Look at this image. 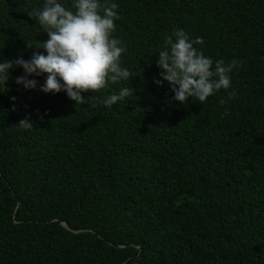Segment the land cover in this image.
<instances>
[{"label":"trees","instance_id":"trees-1","mask_svg":"<svg viewBox=\"0 0 264 264\" xmlns=\"http://www.w3.org/2000/svg\"><path fill=\"white\" fill-rule=\"evenodd\" d=\"M115 2L130 82L75 104L20 88L17 66L0 92V264H264V0ZM37 6L0 0V60L44 51ZM174 28L240 61L236 97L181 105L154 83ZM128 83L132 97L100 103Z\"/></svg>","mask_w":264,"mask_h":264},{"label":"clouds","instance_id":"clouds-1","mask_svg":"<svg viewBox=\"0 0 264 264\" xmlns=\"http://www.w3.org/2000/svg\"><path fill=\"white\" fill-rule=\"evenodd\" d=\"M118 7L115 0H71L70 7L62 0H42V6L31 8L28 15L48 34L47 40L36 45L44 51H33L28 59L19 55L15 59L0 60V92L8 91L6 81L10 70L17 66L23 69L15 77L20 88H39L52 94L64 91L75 104L95 100L94 96L85 97L82 92L94 93L110 83L130 82L132 72L122 62L127 45L114 35ZM197 44H203V37L191 38L183 28H174L156 54L161 71L153 78L154 83L162 86L167 82L173 93L170 100L181 105L190 97L203 104L221 89H231L228 97H236L238 93L231 87L232 72L240 66V61H214ZM45 74L44 82L40 83L36 77ZM133 94L128 83L118 92L104 96L100 103L110 108ZM16 99V96L10 97L12 101ZM17 125L20 129H31L33 121L26 115Z\"/></svg>","mask_w":264,"mask_h":264},{"label":"water","instance_id":"water-1","mask_svg":"<svg viewBox=\"0 0 264 264\" xmlns=\"http://www.w3.org/2000/svg\"><path fill=\"white\" fill-rule=\"evenodd\" d=\"M67 228H69V229H71V230H73V231H81L82 229L81 228H79V229H73V228H71L70 226H68L66 223H63Z\"/></svg>","mask_w":264,"mask_h":264}]
</instances>
